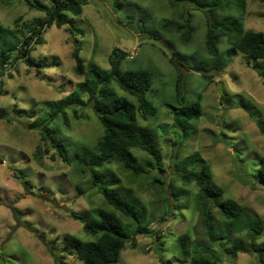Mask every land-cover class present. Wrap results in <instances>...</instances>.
Returning <instances> with one entry per match:
<instances>
[{
  "label": "rangeland",
  "instance_id": "374dc122",
  "mask_svg": "<svg viewBox=\"0 0 264 264\" xmlns=\"http://www.w3.org/2000/svg\"><path fill=\"white\" fill-rule=\"evenodd\" d=\"M66 13L74 28L52 24L42 31L43 42L32 44L30 55L40 65L30 68L15 59L0 75V264H83L69 253L64 234L83 240L95 236L69 212L89 219L94 208L112 209L91 186L88 166L79 160L94 152L102 133L96 116L88 107H75L64 109V117L54 114L50 105L83 80L73 71L74 45L85 66L107 69L110 52L118 47L126 52L123 67H143L152 73L146 95L156 112H138L137 118L155 135L161 169L150 165L152 160L138 148L131 149L140 166L137 172L123 169L114 159L103 161L108 171L103 178L114 179L120 193L131 195L144 225L152 230L136 234L134 247L125 242L117 264H190L189 257L179 261L177 238L186 234L206 242L195 205L197 187L175 171L195 153L209 165L224 197L235 199L264 221V184L258 174L264 156V88L256 73L264 69V59L236 50L226 36L217 44L220 55L211 56L205 45L204 13L188 0H87L79 15ZM235 13L216 12L218 17ZM187 14L190 39L183 41L170 22H182ZM45 15L25 0H0V24L20 39ZM243 26L264 31V1L245 0ZM170 58L180 67L179 79ZM177 84L187 101L198 100L201 105V115L185 139L173 125ZM111 87L136 103L116 83ZM43 125L64 144L67 159L45 144ZM212 214L215 231L222 218L216 208ZM237 235L245 238L241 232L230 233L229 240ZM257 241H264V234ZM48 248L62 257L61 263L54 261ZM221 261L258 264L248 253H237L234 260L223 255Z\"/></svg>",
  "mask_w": 264,
  "mask_h": 264
},
{
  "label": "trees",
  "instance_id": "16d2710c",
  "mask_svg": "<svg viewBox=\"0 0 264 264\" xmlns=\"http://www.w3.org/2000/svg\"><path fill=\"white\" fill-rule=\"evenodd\" d=\"M25 1L30 6L44 11L46 15L38 20L34 29L23 39L10 28L0 24V75L15 59H21L30 68L40 65V62L30 55L32 44L42 43V31L52 24L57 27L69 24V27L74 28L66 12L79 15L87 0H49L48 4L38 0ZM170 1L175 3L179 0ZM188 1L194 4L195 9L204 13L205 45L211 56L220 55L217 44L221 37L226 36L236 50L264 59V31L245 29L243 26L245 0ZM228 10H235V15L224 14L218 17L216 14L218 11ZM170 23L181 33L183 41L190 39L189 14L182 16V22ZM95 40L97 43V35ZM125 55V51L115 47L108 57L107 69H101L94 64L85 66L77 46L74 45L71 52L73 71L83 75V80L77 82L75 89L69 94L50 103L54 114L60 113L64 117L66 108L88 107L102 128V133L94 144V152L81 156L79 160L88 166L91 186L98 189L112 209L94 208L89 219L74 211L69 212L72 218L82 222L84 231L95 236L94 239L83 240L69 233L64 234L66 243L71 247L69 253L75 254L83 264H117L119 252L125 242H130L131 247H134L136 234L152 232L144 225L140 208L131 195L120 193L114 179L103 178L108 173L103 165L105 159H114L123 169L137 172L140 166L131 151L133 148L143 151L152 160L149 164L161 169V154L155 135L137 118L138 112L142 115H154L156 112V107L146 95L151 88L152 73L143 67H123ZM170 61L176 67L179 79L180 67L174 59L170 58ZM256 73L264 88V69L258 68ZM112 83L133 95L136 103L116 93L111 87ZM181 88L179 84L176 85L177 105L173 106V125L180 130V138L185 139L192 128V122L201 115V105L198 100L187 101ZM40 132L45 144L56 147L59 155L67 159L64 144L55 140L46 125L40 127ZM175 171L183 180L193 182L197 187L195 205L207 239L205 242L197 238L191 240L186 234L179 236L175 246L179 261L183 263L189 257L190 264H225L221 261L223 255L234 260L237 253H248L255 256L258 264H264V241H257L264 234V221L235 199L223 196V188L213 180L209 165L197 153L184 159ZM258 174L259 180L264 184V156L260 158ZM17 177L21 178L20 174H17ZM213 208L217 209L222 218L215 231L212 229ZM240 232L245 238L237 235L229 240L230 233ZM225 242L229 243V246H221ZM48 252L56 263L62 262V257L57 256L50 248Z\"/></svg>",
  "mask_w": 264,
  "mask_h": 264
}]
</instances>
